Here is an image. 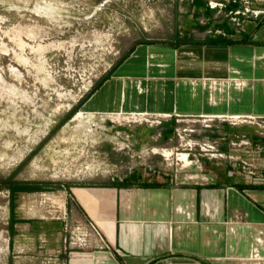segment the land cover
Returning a JSON list of instances; mask_svg holds the SVG:
<instances>
[{"label": "crops", "instance_id": "crops-1", "mask_svg": "<svg viewBox=\"0 0 264 264\" xmlns=\"http://www.w3.org/2000/svg\"><path fill=\"white\" fill-rule=\"evenodd\" d=\"M251 1L250 9L264 10V0ZM228 13L193 7L175 40L133 47L83 109L159 118L162 137L173 119L211 123L193 136L217 142L232 159L198 154L173 174L140 177L160 187L74 183L65 189V220L18 218L15 264H252L251 245L264 232V129L257 124L264 122V15ZM122 129L146 144L155 132ZM151 152L165 157L159 168L168 170L171 150ZM211 184L219 187H205Z\"/></svg>", "mask_w": 264, "mask_h": 264}, {"label": "rangeland", "instance_id": "rangeland-1", "mask_svg": "<svg viewBox=\"0 0 264 264\" xmlns=\"http://www.w3.org/2000/svg\"><path fill=\"white\" fill-rule=\"evenodd\" d=\"M190 4L179 0H0V179L84 185L123 179L133 172L148 179L158 175L155 170L170 174L180 170L185 162L178 161V154L190 153V160L198 154L207 157L191 145L209 138L186 132L206 129L202 121H180L175 137L163 141L158 132L161 125L151 126V117L91 115L82 107L50 136L138 42L175 40L182 20L192 16ZM122 128L155 132L146 144V138L134 139ZM164 147L171 150L168 170L159 168L165 157L151 152ZM65 198V189L18 194L16 218L63 220ZM9 223L10 192L4 189L0 192V264H15V238ZM70 227L68 222L67 230Z\"/></svg>", "mask_w": 264, "mask_h": 264}, {"label": "trees", "instance_id": "trees-1", "mask_svg": "<svg viewBox=\"0 0 264 264\" xmlns=\"http://www.w3.org/2000/svg\"><path fill=\"white\" fill-rule=\"evenodd\" d=\"M189 7L191 10L193 9V7H197L198 9H201V8L204 9L205 14L207 16L213 15V13L216 11L209 7L208 2L206 0H194L190 4ZM243 8L244 6L241 0H236V2H233L232 0L225 8V11L230 12V11H236L238 9H243ZM190 40H191L190 37L179 38L174 43V45L177 46V45H180L181 43L188 42ZM219 41L223 42V39H220ZM155 42H157V40H142L138 42L137 45L141 43H155ZM231 43H235V41H231ZM132 49H130L125 55H123L116 62V64L111 68V70L107 74H105L102 78H100V80L96 82L92 90L82 100H80V102L76 106H74L68 112V114H66V116L61 120L60 124L51 132L50 136L56 133L60 129V127H62L65 123L70 121L81 110V108L84 106L86 101L103 85V83H105L108 79H110V77L116 71V69L125 61L128 55H130V53L132 52ZM176 126H177L176 121L175 119H173L172 122L169 124L168 128H166L167 132L163 136L165 140H168L173 136L176 130ZM49 137L47 139H49ZM34 154L35 153L31 154L28 157L27 161L30 160L34 156ZM139 181H142V179L140 178V176H138L136 172H133L130 176L124 177L123 179H114L112 181H107V182H102V183H87L84 185H87V186L96 185V186H101V187H116L118 189L131 188L134 186L160 187L164 185L158 182H146V181L139 182ZM73 185L75 184H72V183L62 184V183H50V182H23V181H17L13 179H0V192L3 191L4 189H8L10 192V223H9L10 235L14 236L15 225L17 222L21 221L18 218H16V214H15L16 197L18 194L52 192V191H57L60 189L68 190ZM205 187L218 188L219 185L211 184Z\"/></svg>", "mask_w": 264, "mask_h": 264}, {"label": "built area", "instance_id": "built-area-1", "mask_svg": "<svg viewBox=\"0 0 264 264\" xmlns=\"http://www.w3.org/2000/svg\"><path fill=\"white\" fill-rule=\"evenodd\" d=\"M181 2H190L192 3L194 0H179ZM208 2V5L211 9L219 10V11H224L227 5L232 1V0H206ZM243 5H244V10L238 9L236 11H230L228 13L229 16L231 17H238L240 15L244 16L248 13H252V15L256 18L260 17L261 15H264V10H253L250 9L251 5V0H241ZM233 2H236V0H233ZM136 116V115H133ZM137 116H146L143 114H139ZM151 117L150 125L151 126H159L162 124V120L156 117L148 116ZM261 128L264 129V122H258L257 123ZM207 128H211V123L205 122L204 124ZM186 132L195 134L198 132L197 129H186ZM233 146H235V143H232ZM239 144H244V145H252L249 141H241ZM238 145V144H237ZM194 148L198 147L202 153H205V155L209 158H216V159H232V157L227 156L226 154L220 152L217 148V142H211L209 139L206 141H203L202 143L199 141H193L192 145ZM240 146V145H238ZM193 148V149H194ZM260 150L257 152H254V158H258L260 156ZM185 156V157H184ZM178 161H182L185 163H188L190 161V153L187 154H178L177 155ZM264 232H259V235L256 236L253 240V243L251 245V254L249 256L250 261L252 264H264Z\"/></svg>", "mask_w": 264, "mask_h": 264}, {"label": "bare ground", "instance_id": "bare-ground-1", "mask_svg": "<svg viewBox=\"0 0 264 264\" xmlns=\"http://www.w3.org/2000/svg\"><path fill=\"white\" fill-rule=\"evenodd\" d=\"M80 117V116H79Z\"/></svg>", "mask_w": 264, "mask_h": 264}]
</instances>
